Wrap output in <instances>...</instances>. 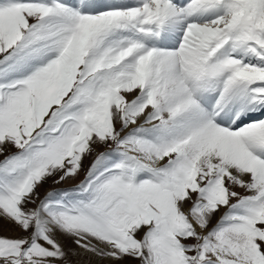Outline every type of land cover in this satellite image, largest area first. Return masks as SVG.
I'll list each match as a JSON object with an SVG mask.
<instances>
[{
    "label": "snow or ice",
    "instance_id": "6c2138e0",
    "mask_svg": "<svg viewBox=\"0 0 264 264\" xmlns=\"http://www.w3.org/2000/svg\"><path fill=\"white\" fill-rule=\"evenodd\" d=\"M0 264H264V0H0Z\"/></svg>",
    "mask_w": 264,
    "mask_h": 264
},
{
    "label": "rangeland",
    "instance_id": "374dc122",
    "mask_svg": "<svg viewBox=\"0 0 264 264\" xmlns=\"http://www.w3.org/2000/svg\"><path fill=\"white\" fill-rule=\"evenodd\" d=\"M85 163H86V165H87V161H86ZM82 176H83V173L81 174V177H79L78 179L82 178ZM73 183H74V182L70 181V182H68L67 184H62V185H60L59 187H70ZM51 186H52V185H51V181H49L47 184H45L44 186H42V187L39 189L41 195H43L44 191H45L47 188L51 187ZM213 222H215V221H213Z\"/></svg>",
    "mask_w": 264,
    "mask_h": 264
}]
</instances>
